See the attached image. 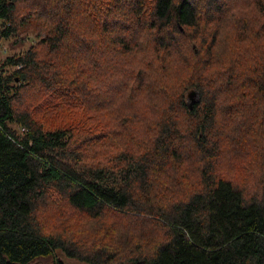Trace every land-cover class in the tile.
<instances>
[{
    "label": "trees",
    "instance_id": "trees-1",
    "mask_svg": "<svg viewBox=\"0 0 264 264\" xmlns=\"http://www.w3.org/2000/svg\"><path fill=\"white\" fill-rule=\"evenodd\" d=\"M29 1L61 11L44 49L0 63V264H264V0H97L100 19L83 0H0V39ZM81 5L98 36L85 18L97 48L77 72L58 51ZM51 193L54 234L37 216Z\"/></svg>",
    "mask_w": 264,
    "mask_h": 264
},
{
    "label": "rangeland",
    "instance_id": "rangeland-1",
    "mask_svg": "<svg viewBox=\"0 0 264 264\" xmlns=\"http://www.w3.org/2000/svg\"><path fill=\"white\" fill-rule=\"evenodd\" d=\"M83 1H85L86 3H89V2L96 3L95 9L98 12V19L102 18L103 15L101 13H103L104 5H101V6L98 5L97 0H83ZM125 1L127 3L129 0H125ZM35 4H36L35 1H29L28 4L26 2L25 5H27V7L26 9H23V13L19 18V20L23 22L18 27L16 33L9 36V38L0 39V63L4 61V59L7 56H10L13 53H21L24 50L28 49L30 46H33V48L37 51V53H39L42 49H44V46L39 43L40 38L45 37L48 33V29L51 28L52 24L58 21L61 8L59 7L55 8L57 4H55V6L53 5L50 6L49 4V5H46L45 7H41V6L36 7ZM78 13H80V16L77 19L78 21H80L81 19L79 23L81 24V27L83 30L81 31V27L74 25L75 22L72 19H70V22H69L70 31L67 34V37L64 39V44L62 45V48L58 51V58L61 56L68 58L71 54H73V56H77L76 57L77 62L73 64V66L77 68V70L75 69L77 72L83 70L81 67H82V63L84 62L83 59L87 58L86 56L87 51H89L91 48L93 50L97 48V47H91V40H90L91 35L82 33V32H88L87 28H83V23H84L85 18H87L88 20L87 21L88 28H90L93 25L92 27L94 29V37L95 35L98 36L97 32H95V24L93 23V20H90L88 18L87 10L84 7H82V5ZM109 20L111 22L115 21V24H117L118 27H121V28L124 27L129 31H134V28L137 27L135 23L129 21V18L125 16V14L124 15L120 14L118 15L117 18L112 17ZM45 24L48 25L47 26L48 28H45ZM112 33L113 31L110 32V34ZM149 33H150V30H149ZM149 33L147 34V36L149 35ZM77 35L80 37V39H83L86 42L81 43V42H78L77 40H74L75 36ZM113 35H110V37ZM64 45H66L67 48H65ZM70 46H71V50H70ZM193 49L195 50V52H197L198 50L195 44L193 45ZM46 55L47 56L49 55L47 54V51H43L40 53V56H41L40 58H44ZM61 61L57 63L60 64ZM66 67L69 70H71L72 65L69 64ZM68 69H66L67 72H68ZM151 86L154 87L152 84ZM140 92H141L143 100L145 101L149 100L150 102H152L154 100L155 93L157 92V90L150 89L149 84L144 78L141 80ZM38 96H42V94L39 93L37 97L33 99L35 102H38V112L41 114V110H40L41 104H39V102H42L43 99L41 100L40 98H38ZM192 99L194 100L195 97L193 96ZM189 102H190V99H189ZM34 105L35 103L32 102V106ZM20 107L23 108L25 107V105L21 103ZM44 205H46V207L41 206L39 208L40 211L43 212V214L42 213L37 214L39 218V225L41 226L44 232H47L48 234H54L56 233V230L60 229L59 221L53 218V216H55L56 214L55 210L60 209V208H66L67 206L62 203L61 197L55 193H51V195L46 200V204ZM81 218L82 217H79L78 219H81ZM144 218L142 217L140 219H134L133 221L130 222V224L141 223L144 221L143 220ZM146 219H149V218H146ZM103 222L105 223L106 226L107 225L116 226L118 225L119 220L116 219L115 217H112L111 215H105V219L103 220ZM141 227L146 228L148 227V224L147 225L145 224L144 226H141ZM77 228H78V225L70 229H72V231H75V232H80V230ZM69 233H70L69 230L63 232V234L67 237ZM55 257H57V259L61 261L62 264H86L85 262L79 259L67 257L63 253H60V252L57 253ZM52 261H53V258H40L37 260V264H52Z\"/></svg>",
    "mask_w": 264,
    "mask_h": 264
},
{
    "label": "water",
    "instance_id": "water-1",
    "mask_svg": "<svg viewBox=\"0 0 264 264\" xmlns=\"http://www.w3.org/2000/svg\"><path fill=\"white\" fill-rule=\"evenodd\" d=\"M195 95V92L194 91H191V92H189V94H188V99H190V102H189V107L191 106V104L193 103V99H192V97Z\"/></svg>",
    "mask_w": 264,
    "mask_h": 264
}]
</instances>
